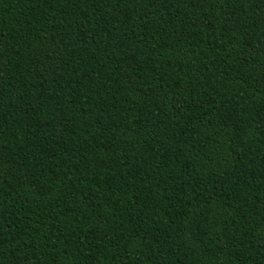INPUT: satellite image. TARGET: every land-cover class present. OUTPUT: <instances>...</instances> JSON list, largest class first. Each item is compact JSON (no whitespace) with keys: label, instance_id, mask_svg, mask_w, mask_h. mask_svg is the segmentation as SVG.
Masks as SVG:
<instances>
[{"label":"trees","instance_id":"obj_1","mask_svg":"<svg viewBox=\"0 0 264 264\" xmlns=\"http://www.w3.org/2000/svg\"><path fill=\"white\" fill-rule=\"evenodd\" d=\"M0 264H264V0H0Z\"/></svg>","mask_w":264,"mask_h":264}]
</instances>
